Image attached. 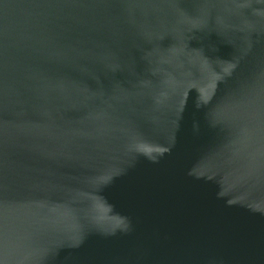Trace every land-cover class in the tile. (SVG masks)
Instances as JSON below:
<instances>
[{"label": "water", "instance_id": "obj_1", "mask_svg": "<svg viewBox=\"0 0 264 264\" xmlns=\"http://www.w3.org/2000/svg\"><path fill=\"white\" fill-rule=\"evenodd\" d=\"M0 264H264V0H0Z\"/></svg>", "mask_w": 264, "mask_h": 264}]
</instances>
